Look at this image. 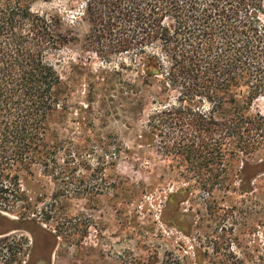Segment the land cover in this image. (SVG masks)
Listing matches in <instances>:
<instances>
[{"label":"rangeland","instance_id":"obj_1","mask_svg":"<svg viewBox=\"0 0 264 264\" xmlns=\"http://www.w3.org/2000/svg\"><path fill=\"white\" fill-rule=\"evenodd\" d=\"M29 2L68 36L48 57L70 93L56 165L0 194V264H264V133L248 129L257 148L227 156L212 192L186 180L187 133L152 119L181 91L144 86L132 53L97 54L85 0ZM249 113L264 117V88Z\"/></svg>","mask_w":264,"mask_h":264},{"label":"trees","instance_id":"obj_2","mask_svg":"<svg viewBox=\"0 0 264 264\" xmlns=\"http://www.w3.org/2000/svg\"><path fill=\"white\" fill-rule=\"evenodd\" d=\"M263 3L84 2L97 54L132 53L142 62L144 86L161 77L165 86L181 91L178 105L152 119L185 130L186 138L173 144L183 163L190 165L182 175L197 179L210 192L221 184L227 156L257 148L259 142H244L248 129L264 133V117L249 113L264 88V27L259 17ZM68 44L60 20L35 13L29 0H0L2 195L19 184L20 173L34 182L33 168L50 170L57 163L61 144L53 139L59 138L57 121L67 116L70 89L48 56ZM242 88H248L247 96H239Z\"/></svg>","mask_w":264,"mask_h":264}]
</instances>
